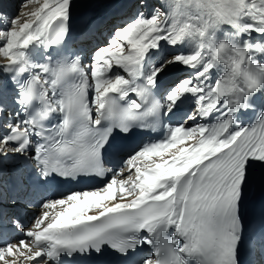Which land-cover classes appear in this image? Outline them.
Wrapping results in <instances>:
<instances>
[{
  "label": "snow or ice",
  "instance_id": "snow-or-ice-1",
  "mask_svg": "<svg viewBox=\"0 0 264 264\" xmlns=\"http://www.w3.org/2000/svg\"><path fill=\"white\" fill-rule=\"evenodd\" d=\"M26 2L0 0V264H264V0H127L87 63L74 0Z\"/></svg>",
  "mask_w": 264,
  "mask_h": 264
},
{
  "label": "bare ground",
  "instance_id": "bare-ground-1",
  "mask_svg": "<svg viewBox=\"0 0 264 264\" xmlns=\"http://www.w3.org/2000/svg\"><path fill=\"white\" fill-rule=\"evenodd\" d=\"M124 1L115 0L111 2L110 0H74L75 2L74 21L77 22L76 31L79 32L81 30L83 22L90 17H94L96 19V22L106 21L107 20L106 18L108 16L113 15V11L120 8ZM24 4H25V6L23 7L24 13H29L31 10L37 7V4L35 2H24ZM19 6H20V3L17 2L15 4V8ZM87 62L88 60L84 63H87ZM185 107H187V105H185ZM205 122L213 123L215 122V117H210ZM190 143L191 141H187L186 146L187 144H190ZM261 175H262L261 171L258 170L257 175L253 179V187L250 192V197L258 198L261 195V192L259 190V180H260ZM32 222H34V219L32 220ZM32 222L27 227H31ZM27 242L31 243L30 240ZM24 264H27V262L25 261Z\"/></svg>",
  "mask_w": 264,
  "mask_h": 264
},
{
  "label": "rangeland",
  "instance_id": "rangeland-1",
  "mask_svg": "<svg viewBox=\"0 0 264 264\" xmlns=\"http://www.w3.org/2000/svg\"><path fill=\"white\" fill-rule=\"evenodd\" d=\"M17 11V10H16ZM24 18V17H23ZM25 18H27V17H25ZM134 174V173H133Z\"/></svg>",
  "mask_w": 264,
  "mask_h": 264
}]
</instances>
